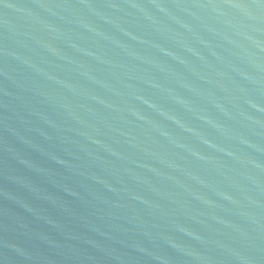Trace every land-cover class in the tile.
Masks as SVG:
<instances>
[{
  "label": "water",
  "instance_id": "1",
  "mask_svg": "<svg viewBox=\"0 0 264 264\" xmlns=\"http://www.w3.org/2000/svg\"><path fill=\"white\" fill-rule=\"evenodd\" d=\"M0 264H264V0H0Z\"/></svg>",
  "mask_w": 264,
  "mask_h": 264
}]
</instances>
